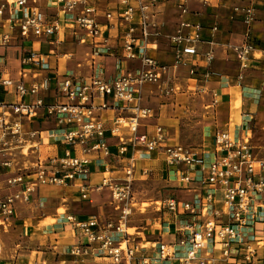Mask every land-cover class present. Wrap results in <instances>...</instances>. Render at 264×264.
I'll list each match as a JSON object with an SVG mask.
<instances>
[{
    "label": "built area",
    "instance_id": "obj_1",
    "mask_svg": "<svg viewBox=\"0 0 264 264\" xmlns=\"http://www.w3.org/2000/svg\"><path fill=\"white\" fill-rule=\"evenodd\" d=\"M164 1L169 0H114L104 14L106 21L102 22V10L91 0H2L0 15L9 9L20 21V37L25 40L47 39L65 29L79 41L86 42L89 38L96 46L101 40L108 43L106 32L110 28L126 27L127 32L122 37L124 56L139 63L134 72L113 78L102 75H93L87 80L71 75L57 77L56 95L64 97V102L45 105L38 100L36 104H2L6 107L5 116L13 114V118L11 121L0 119V126L17 139H21L23 133V119L34 117L38 108L46 107V115L55 119L63 131L54 140L63 144L64 149L61 156H51L47 162L38 163L36 168L26 169L8 177L4 183L0 182V224L12 221L20 202L34 203V207L40 208L42 203L38 195L44 186L77 188L84 200L90 199L92 190L106 189L111 194L113 206V212L107 216L82 218L59 212L64 224L72 228L81 241L69 249L70 254L88 255L98 249L112 259V264H167L175 259L180 264H207L216 259L215 254L220 248L223 258L237 259L233 264L256 261L264 264V255L259 257L258 254L259 247H254L242 236V229L251 226L259 217L257 209L264 203V158L255 152L254 132L245 127L217 129L212 136L213 158L208 161L207 151L203 148L200 152L181 143L167 144L169 133L162 123L156 124L152 135L140 131L142 121L160 117L159 109L142 106L145 84L160 85L165 78L174 79V71L185 62L187 55L202 57L191 66V73L197 74V67L202 66V75L209 77V68L217 55L214 47L207 52L200 49L201 43L212 44L214 41L204 40L206 26L202 22L187 18L190 14L187 4L193 0H176V7L185 18L175 33H164V25L155 19L156 8ZM197 1L204 5L211 2ZM222 1L224 4L233 2L234 15H240L251 27L260 0H249L245 6L238 5L235 0ZM217 30V24L211 27V33ZM9 38V34L4 35L5 41ZM244 38L239 44L229 41L221 44L226 52L236 55L242 69L250 65L249 52L255 50L249 29ZM161 40H167L173 50V65L159 61L148 52L149 46L157 45ZM18 56L24 65L48 69L42 54L36 50L22 49ZM4 87L15 89L16 94L24 98L49 90L51 78L26 86L22 81L15 82L0 73V89ZM97 99H100L99 103H96ZM111 108L121 112L109 121L99 111ZM27 134L35 136L36 133L30 131ZM112 139L115 140L113 143ZM261 141L264 151V126ZM157 149L169 167L178 166L183 170L179 182L194 183L196 194L190 199L166 195L155 201L158 211L169 212L177 217L178 223L175 241L170 244L160 242L153 251L139 243L130 246L141 232H134L128 223L136 201V182L142 177L153 178L149 169L138 172V162L146 153ZM93 154L97 156L95 160ZM94 167L102 175L98 185L92 182ZM118 206H122L120 213L116 211ZM181 215L191 218L180 219ZM258 241V246L261 243L260 247L264 249V236Z\"/></svg>",
    "mask_w": 264,
    "mask_h": 264
},
{
    "label": "crops",
    "instance_id": "obj_2",
    "mask_svg": "<svg viewBox=\"0 0 264 264\" xmlns=\"http://www.w3.org/2000/svg\"><path fill=\"white\" fill-rule=\"evenodd\" d=\"M91 1L97 3L101 8L100 20L105 22L104 14L113 5L114 0H109V3L108 0ZM1 3L2 0H0V5ZM235 3L245 6L249 0H235ZM176 4V0H169L161 2L156 8L158 13L155 19L164 25L163 31L166 35L175 33L178 24L185 18L184 16L181 17ZM233 4V2L224 4L222 0H211L208 5L197 0L188 2L190 14L187 18L191 21L202 22L206 26L204 40L210 41L212 39L214 41L212 44L203 42L200 45L203 52H207L211 47L216 49V59L209 68L210 76L204 77L202 75V66L197 67V74H192L191 66L195 65L196 60H201L202 57L187 55L185 62L177 66L178 76L176 75L173 80L167 82V85L174 90L169 89L170 94L160 95L157 98L155 96L158 95L152 89L153 85L145 84L142 88V106L159 109L160 117L158 120L142 121L141 132L152 135L156 124L159 122L166 126L170 134L175 123L172 117H176V115H171L169 111H173L172 106L176 100L190 95L189 91L202 89L208 91V96L216 108L215 131L217 129L245 127L255 130L254 132L258 130L262 134L264 126V60H257L252 57L250 67L242 74L239 71L241 68L236 55L233 52H226L225 48L221 46L228 41L233 44L242 43L245 39V33L248 31V26L242 17L234 15ZM21 13L20 11L18 16ZM255 17L256 19L251 26L253 37L256 39L255 48L264 50L259 46L264 44V0L259 1ZM216 24L218 30L211 33V27ZM19 25L20 21L13 17L9 9L0 15V73L15 82L22 81L26 86L32 83H42L44 79L51 78V87L49 90H42L39 95H26L24 98L17 95L13 88H1L0 119L11 121L13 118V114L11 117L5 116L6 107L2 105L3 103L36 104L38 100H42V103L49 105L56 101H66L64 97L58 98L56 95L57 77L71 75L87 80L93 75H102L106 78H113L122 73L134 72L139 63L138 60L128 59L124 56L122 37L127 32L126 27L114 26L110 28L106 32L109 37L108 43L101 40L95 46L91 39L88 38L86 42H81L65 29L47 39L31 38L25 40L20 37ZM6 34L10 35L7 41L4 40ZM22 49L26 51L33 49L40 52L48 69L22 64L18 56ZM82 49H88L87 57L80 56ZM148 52L163 63L173 65L175 62L173 50L167 40H161L157 45L149 46ZM63 57H66V61ZM167 85H162V88L165 90ZM99 102L100 99H97L96 103ZM99 112L102 117L112 121L121 111L111 108L101 109ZM130 112L128 111V113ZM25 119H32L30 121L33 123L30 127L36 133L34 139L30 140L31 147L27 153H24L26 150L24 142L23 146L22 143L21 146L17 144V141L20 142L22 139H17L11 133L4 132L5 129L0 126L1 183L21 170L33 168L35 166L34 154L36 164L47 162L51 156L62 155L64 145L55 142L54 137L60 136L63 131L55 123V119H50L46 115V107L38 108L34 117H26ZM34 119H37L36 122ZM172 120L173 122H171ZM51 122L55 124V127L50 125ZM51 131H53L52 134ZM212 136L213 134H211ZM114 141L112 139L111 142ZM171 141L172 139H168L167 144H177L171 143ZM42 148L45 149L42 150ZM78 153L82 154L80 151ZM206 155L213 158L211 151L207 152ZM91 156L94 160L97 158L95 154ZM137 166L138 172L141 169L151 170L153 178L150 181L153 180L160 187L171 186L169 188L172 189H164L163 194H159V199L166 195L184 199L195 197L196 193L193 189L195 184L179 182V174L183 170L178 166L169 167L159 149L146 153ZM91 177L95 185L100 183L102 175L97 167L92 168ZM141 179L146 180L144 177ZM53 188L55 187L44 186L40 189L38 195L42 203L40 208L34 207V203L27 205L20 202L12 221L0 224V238L1 235L4 236L1 239L3 245L0 247V264H112V259L98 249L93 250L88 255L75 256L70 254L69 249L79 245L81 241L75 231L64 224L58 212V209L64 207L65 212L73 213L82 218L93 215L107 216L111 208L113 209L110 192L106 189L102 191L92 190L90 199L84 200L77 188ZM260 205L263 207L264 203L262 202ZM260 208L257 209L259 217L252 221L251 226L242 229V236L245 237V240H250L254 247H259L258 254L259 257H262L264 249L260 247V244L258 246V240L264 236V214L259 215L263 210L262 208L259 211ZM179 218H191V216L181 215ZM48 219L53 220V223H46ZM177 223V217L169 212L159 211V214L148 218L149 230L143 234L140 231V236H136V242H131L130 246L147 241L151 244L147 245L148 249L155 251L160 242L170 244L177 237L175 232ZM5 232H7V238H5ZM215 258L209 260L207 264H233L237 260L236 258H223L220 248L217 249ZM175 263L180 264L178 259L167 264ZM253 264H260V262L256 261Z\"/></svg>",
    "mask_w": 264,
    "mask_h": 264
},
{
    "label": "rangeland",
    "instance_id": "obj_3",
    "mask_svg": "<svg viewBox=\"0 0 264 264\" xmlns=\"http://www.w3.org/2000/svg\"><path fill=\"white\" fill-rule=\"evenodd\" d=\"M16 24H18V22H15ZM260 47H262V49H264V44H260ZM255 50L260 51L259 49L255 48ZM251 51L249 52V56L252 58H260L262 60H264V55L261 54H257L256 51ZM264 51V50H263ZM80 56H85L87 57V53H88V49H82L80 51ZM261 52V51H260ZM64 61H66V57H63ZM239 66L241 68V73L243 74V72H245L250 65L247 68L242 69V65L241 62H239ZM245 63H249V61H246ZM175 75L178 76V71L176 68ZM173 79H163V82L160 83V85H156V84H148V85H153L152 89L155 92L156 95L155 96L157 98H159L160 95H167L170 94L169 93V89H171V87H169L167 85V82L171 81ZM167 85L165 86V90L162 88V85ZM155 86V87H154ZM180 88V87H179ZM157 91V93H156ZM174 91V90H173ZM173 91H171V93H173ZM191 94L190 95H186V96H181L182 98H179L178 100H174V106L173 107V111H169V113L172 115H176V117H172L173 120H175L174 122V127L171 128L170 131V137L169 139H172L171 143H181L183 145L189 146L191 148H195L198 151H202L201 148H204V151L210 152L213 151L214 147H213V138L211 137V134H214L215 131V105L214 103L211 102V98L208 96V91L206 90H196V91H189ZM159 93V94H158ZM154 95V93H153ZM156 101H158L157 99H154ZM156 104H160V103H156ZM164 104V103H163ZM32 120V119H30ZM29 119H23V127H22V140L19 142L17 141L18 145L23 146V142L25 139H34V136H32L31 134H27L30 131H33L32 128L30 127V125L33 123L31 122ZM37 119H34V122H36ZM173 120L171 122H173ZM30 123V124H29ZM29 124V125H28ZM35 125V124H34ZM52 127H55V124L51 122L50 124ZM226 125V124H225ZM208 126V129L205 130L203 129V127ZM226 127V126H224ZM29 131V132H28ZM211 131V132H210ZM255 130H252V132H254ZM53 140V139H52ZM2 142V141H1ZM253 143H254V147H255V152L262 157L264 155V151L261 149L262 146V141H261V132H259L258 130H256V132H254V138H253ZM20 145V146H21ZM31 146H28V148L24 151V153H27L29 151ZM45 148H42V150H44ZM164 156V155H163ZM208 159H211L212 156H207ZM34 163L35 166L34 168H36V165H38V163L36 164V158H35V154H34ZM24 171V170H21ZM19 171V172H21ZM17 172V173H19ZM16 173V174H17ZM14 174V175H16ZM12 175V176H14ZM171 187V186H169ZM169 187H165L162 188L158 185V183H155L153 180H141V181H137L136 185H135V196H136V201H135V205L133 207V212L132 215L129 217V225L132 226L134 228V232L137 231H141L142 234L143 232H147L149 229V225H147L148 222V218L155 216L157 213L159 214V211L157 210V206L155 204V201L158 200L160 198V193L163 194V190L164 189H172ZM60 187H55L53 189H58ZM118 208L121 209L122 212V206H118L116 208V210H118ZM38 211V210H37ZM40 211V209H39ZM58 212L63 213L65 212V208L62 207L60 209H58ZM109 212H113V209L111 208V210ZM89 213V212H88ZM46 223H53V220L48 219ZM5 238H7V232ZM4 236L1 235L0 238V247L3 245V242L1 239H3ZM138 238V237H137ZM148 239V238H146ZM142 245H151L149 243H147V241H143ZM177 264V263H175Z\"/></svg>",
    "mask_w": 264,
    "mask_h": 264
},
{
    "label": "bare ground",
    "instance_id": "obj_4",
    "mask_svg": "<svg viewBox=\"0 0 264 264\" xmlns=\"http://www.w3.org/2000/svg\"><path fill=\"white\" fill-rule=\"evenodd\" d=\"M254 23V22H253ZM252 23V24H253ZM246 24V23H245ZM247 25V24H246ZM248 26V25H247ZM252 26V25H251ZM248 29L251 31V27H248ZM251 33H252V31H251ZM252 38L254 39V45H255V41H256V39L253 37V33H252ZM255 47H256V45H255ZM260 50V49H259ZM256 51V53L258 54H261V55H263L262 54V52H263V50H260V51H258V50H255ZM180 65V64H179ZM203 129H205V130H207L208 129V126H205V127H203ZM53 133V131H51V134ZM23 134V133H22ZM21 138H22V136H21ZM30 139H25L24 140V145L26 146L25 147V149H27L28 148V146H30ZM261 158H264V155L261 157ZM263 208V210L261 211V209ZM117 211V213H120L121 212V209L120 208H118V210H116ZM259 211H261L260 212V214L259 215H261L262 216V214H264V205H263V207H261L260 208V210ZM262 244L260 243V246H261Z\"/></svg>",
    "mask_w": 264,
    "mask_h": 264
}]
</instances>
